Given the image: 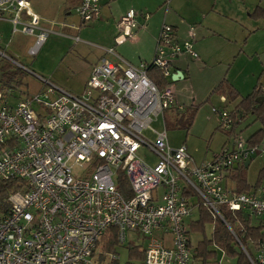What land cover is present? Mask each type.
Masks as SVG:
<instances>
[{
    "label": "built area",
    "instance_id": "obj_1",
    "mask_svg": "<svg viewBox=\"0 0 264 264\" xmlns=\"http://www.w3.org/2000/svg\"><path fill=\"white\" fill-rule=\"evenodd\" d=\"M74 10L85 23L99 17L100 4L80 0ZM2 20L10 22L12 34L33 38L29 56L52 33L28 0H0ZM137 26L136 12L129 9L117 23L115 42L133 37ZM104 51L115 60L102 56L78 94L38 76L41 87L28 93L0 76V180L18 184L0 215V264H105L118 258L104 253L105 261L99 260V241L110 228L119 247L129 232L146 239L143 264H194L186 221L194 195L222 220L221 206L256 217L262 239L251 253L241 248L248 264H264V180L256 189L238 192L227 178L235 164L264 152V142L250 145L236 138L232 148L223 146L196 165L185 144L170 147L164 124L158 131L150 127L165 109L183 106L177 105L170 81L160 87L149 73L159 70L170 78L176 57H197L192 43L180 44L174 27L162 23L150 63L133 64L111 47ZM0 57L16 65L1 50ZM213 111L220 127L231 129L229 112ZM141 147L154 162L138 156ZM218 263L228 264L219 258Z\"/></svg>",
    "mask_w": 264,
    "mask_h": 264
},
{
    "label": "rangeland",
    "instance_id": "obj_2",
    "mask_svg": "<svg viewBox=\"0 0 264 264\" xmlns=\"http://www.w3.org/2000/svg\"><path fill=\"white\" fill-rule=\"evenodd\" d=\"M126 1L130 0H122L121 5ZM150 1L151 6L146 9L132 5L138 23L143 13H148L149 17L151 15L153 25H159L164 20L165 24L176 27L177 41L180 44L191 42L197 54L196 58L186 54L172 61V65L179 66L185 77L178 81L170 80L176 103L183 106L178 113L180 124L177 127H166L170 147L185 144L193 163L198 165L203 159L211 160L223 146L232 148L236 138L245 141L258 130L264 135V125L251 113L233 126L231 135L228 134L229 130L216 129L220 125V117L213 108L225 105L224 109L229 112L236 102H222L221 96L210 94L223 78L234 84L242 96L250 93L257 81L264 86V20H252L248 17L255 6L264 7V0H169L168 4L164 0ZM166 5L169 8L165 12ZM68 11L69 14L65 11L60 17L51 16L45 18V22L39 21L44 27L51 28L52 33L34 56L26 54V49L33 40L31 36L14 34L10 37L9 25L0 24V30L3 31L0 50L17 65L10 64L11 67L7 68L5 63L8 61L0 57V70L15 71L16 75L10 81L19 84L22 90L28 93L37 91L41 87V81L36 77L38 76L51 79L70 92L82 91L95 56L106 45L105 32L114 22L111 20L107 25L104 16H100L99 20L80 23L74 8H69ZM113 14L116 13L113 11ZM172 18L175 22L169 20ZM119 19L117 16V21ZM157 19L161 20L157 22ZM145 25L143 23L142 26ZM190 31L193 37L189 36ZM5 44L9 46L8 49ZM111 45L112 41L106 46ZM153 56L154 53L152 59ZM152 59L144 63H150ZM136 61L134 64L143 62ZM170 70L172 71V66ZM150 127L155 131L161 130L160 118L159 121H152ZM137 154L149 163L155 159L145 147H141ZM262 159L264 152H257L247 170V180L251 184L256 182L257 174L264 165L260 163ZM191 201L195 206L191 216L186 219L187 223L199 218L196 204L200 201L195 195L191 197ZM250 216L252 224L257 225L258 219ZM213 217L218 216L214 213ZM212 227V223L205 222L201 230L190 231L192 251L201 239L210 238ZM126 239L127 243L123 247L110 253L116 254L117 261L121 264H136L138 261L130 255L129 246L143 248L146 239L139 232H129ZM207 249L215 251L219 260H227L216 247L209 245ZM227 263L234 264L229 260Z\"/></svg>",
    "mask_w": 264,
    "mask_h": 264
},
{
    "label": "trees",
    "instance_id": "obj_3",
    "mask_svg": "<svg viewBox=\"0 0 264 264\" xmlns=\"http://www.w3.org/2000/svg\"><path fill=\"white\" fill-rule=\"evenodd\" d=\"M251 17L254 19H264V8L257 6L251 13ZM11 67L9 63H5ZM6 66L4 68H6ZM153 78L157 84L165 86L168 83L167 79L164 78L159 70L152 71ZM16 73L13 70H0V76L6 78L8 81L15 77ZM212 94H218L225 98V101L236 102L234 107L229 111L230 118L232 119V126L229 129L228 134H232L233 126L242 119L245 115L251 113L257 121L264 125V101L258 102L257 98L264 96V86L261 83L256 84L250 93L242 96L240 92L225 78L222 79L211 91ZM209 100V98H208ZM224 101V102H225ZM225 108V105L222 107ZM196 109V108H195ZM179 109L176 107H170L165 109V123L166 127L172 126L177 127L180 124L178 117ZM192 112V115L193 116ZM192 118V117H191ZM222 129L220 125L216 129ZM224 130V129H222ZM261 130L255 131L250 135L246 141L250 145H256L264 141V135ZM251 159L242 160L237 164V168H232L228 174V178L235 184L238 192H247L250 188L256 189L260 182L264 180V167L260 168L256 182L253 186L247 182V170L248 162ZM18 187L17 179L0 180V215L7 212L8 203L7 197L10 192ZM119 189L121 191L127 190L125 178H119ZM195 206V204H193ZM198 209L199 218L196 221L188 223V237L190 238V231L201 230L205 222L213 224L211 236L208 239H201L198 245L193 249L192 255L194 264H219L217 254L215 251L208 250L207 247L212 245L223 252V256L233 261L234 264H248L246 256L240 247L239 243L245 248L248 253H251L255 245L262 239V226L261 224L253 225L251 222V216L243 211L232 212L221 206L218 208L219 212L223 216V220L219 217H213V215L204 207L200 202L196 204ZM228 225V227L226 226ZM190 225V226H189ZM115 228H110L101 237L98 250L110 253L116 252V239H115ZM191 242V240H190ZM130 255L138 261L136 264H143V251L141 248L136 246H129ZM105 254H99V260L105 261ZM105 264H121L117 260L107 262ZM124 264H134L126 262Z\"/></svg>",
    "mask_w": 264,
    "mask_h": 264
},
{
    "label": "crops",
    "instance_id": "obj_4",
    "mask_svg": "<svg viewBox=\"0 0 264 264\" xmlns=\"http://www.w3.org/2000/svg\"><path fill=\"white\" fill-rule=\"evenodd\" d=\"M28 1H29V5H30L31 11H33L37 16H39V18H40L39 21H44V22L46 21L45 18L51 17V16L52 17H60L62 12H65V11H67V14H69L70 12L68 11V9L69 8H75L80 2V0H28ZM98 1H99V4H100V15L97 18V20L100 19V16H104V19H105V22L107 23V25H108V22L111 21V20L114 22V23L112 22L113 24H111L109 26V29L105 32L106 33L105 37H107V40H106L107 42L105 44L107 45L110 41H112L113 45H111V46L103 45L105 47H101L100 48V52H98L97 55L95 56L94 63L91 66V69L98 62V60L102 56H105V57L109 58L112 61L115 60L113 56H111L108 53H105V51H104L105 48H110V47L113 48L114 51L118 55H120L121 57H123L124 59L128 60L129 62H131L133 64H134V62L136 60L137 61H143V62H149L152 59V55L154 53L153 52L154 51V44H155L156 37L158 35L159 28H160L161 24L164 23V20L161 21V24H159L160 25L159 26L158 23L153 25V23L151 22V15L146 20L141 18V19H139L140 23H138L137 28L132 30L133 37L127 38L126 40H124L121 43H116L114 38L116 36V30H117L116 27H117V23L119 21V20L117 21V16H119V17L123 16V14H125V12L127 10L133 8L132 5H136L139 8L143 7V8L146 9V8L151 6V4H150L151 1L150 0H130V1H126L124 5H121V1L122 0H98ZM168 1L169 0H164V3L168 4L167 3ZM257 6H260V5H257ZM257 6H255L254 9ZM168 8H169V5H168V7L166 5V7H164V11L166 12V10ZM262 8H264V7H262ZM140 10H142V9H140ZM113 11L116 14H113ZM251 13H252V11L250 13H248V17L250 19H252V20H264V19H254V18H252L251 17ZM160 20L161 19H157V22H159ZM169 20H173V18L169 19ZM173 21L175 22V19ZM148 22H150V24H148ZM4 23H7L9 25L8 34L10 35V37H12V35H14V34L11 33V24H10V22H8L6 20L0 21V24H4ZM143 23H145L146 25L142 26ZM174 30H175L176 39H177L176 27L174 28ZM2 32L3 31L0 30L1 42L3 40L2 39V37H3V33ZM5 47H6V49H8L9 46L7 44H5ZM182 55L186 56V54H182ZM182 55H180V56H182ZM172 64L173 63H171L172 72H174V74H172L171 76H175L179 72L182 73V77H180V78H178L177 80H174V81H178L180 79H183L185 77L183 71L179 68V66H177V65L173 66ZM91 69L89 70V72H91ZM151 74H153L152 71L149 73V75H150V77L153 78V76ZM171 76H170V78H166L167 81L171 80ZM49 80L52 83H54V84L58 85L59 87H61L55 81H52L51 79H49ZM256 84H259V81H257ZM232 85H234V84H232ZM234 87L238 90V88L235 85H234ZM253 87H252V89H253ZM207 100H208V98H207ZM220 108H222V107H220ZM164 112H165V110L163 111V116L158 114L153 120H151L150 124L154 120L159 121V118H160L161 127H162V124H164L165 130H166V133H167L168 129H166V123H165L166 121H165ZM147 133H149V131H147ZM151 136H153V135H151ZM167 139H168V135H167ZM262 142H264V141H262ZM168 143H169V141H168ZM261 143H259L258 145H261ZM253 158L248 162V168H249L250 164L252 163ZM191 160H192V158H191ZM205 160H207V159H203L202 161H200V163L205 161ZM154 161H155V159H154ZM260 163L264 164V159H262L260 161ZM262 167H264V165H262ZM233 168H237V165H236V167H233ZM229 173H230V171H229ZM228 180H230L229 181V185L236 189L235 184L231 181V179L228 178ZM247 182L251 186L254 185V184L249 183L248 180H247ZM252 189L253 188H250L248 191H251Z\"/></svg>",
    "mask_w": 264,
    "mask_h": 264
},
{
    "label": "water",
    "instance_id": "obj_5",
    "mask_svg": "<svg viewBox=\"0 0 264 264\" xmlns=\"http://www.w3.org/2000/svg\"><path fill=\"white\" fill-rule=\"evenodd\" d=\"M176 76L178 77V78H180V77H182V73L181 72H179L177 75H175V76H171V79L172 80H176ZM257 101L258 102H262V101H264V96H260V97H258L257 98ZM236 165L237 164H235L233 167H236ZM239 245H240V247H242V245L239 243Z\"/></svg>",
    "mask_w": 264,
    "mask_h": 264
}]
</instances>
